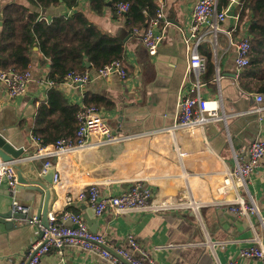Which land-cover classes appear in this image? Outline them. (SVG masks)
I'll list each match as a JSON object with an SVG mask.
<instances>
[{"label": "crops", "instance_id": "obj_1", "mask_svg": "<svg viewBox=\"0 0 264 264\" xmlns=\"http://www.w3.org/2000/svg\"><path fill=\"white\" fill-rule=\"evenodd\" d=\"M199 1L157 0L165 20L156 34L164 35V40L158 55L151 57L140 36L131 30L126 13L118 14L111 5L102 15H96L89 7V0H79L75 9L63 4L42 9L26 0H0L1 15L6 5L17 3L49 23L59 16L83 12L103 33L123 42L122 61L128 73L127 80H122L115 75L98 78L96 72L89 71L93 79L88 85L70 86L63 82L49 87V64L39 47H35L31 65L33 81L28 91L10 98L0 84V132L15 149L24 150L27 163L20 172L29 180L42 172L45 162L29 157H34L38 148L31 139L37 109L49 91L56 88L70 105L80 108L85 107L86 101H105L98 109L113 133L143 135L106 145L102 137L91 136L87 148L54 158L55 203L49 216L59 217L63 212L82 215L92 232L109 241L113 252L126 246L128 237L133 236L156 263L264 264L240 257L242 249L264 246V158L249 178L247 190L235 187L220 194L236 160L245 162L251 143L264 139V96L259 103L257 98L262 95L241 88L242 70L235 63L237 43L250 37L249 23L239 28V20L228 16L221 25L217 48L210 39L200 47L207 64L208 58L214 64L211 80H204L207 67L200 76L201 96L209 102L218 101L222 120L204 128L174 130L181 99L188 95L192 81L196 80L189 73L185 37ZM239 9L240 6L233 9V16L239 15ZM217 75L219 85L213 82ZM182 153L192 156L182 159ZM138 183L152 190L156 202L166 201L177 205L178 210L118 216L110 212L98 218L87 201L79 200V195L91 185H97L103 195L109 196ZM247 192L254 199L258 214L233 213L228 203L233 204L238 197L246 198ZM14 202L25 207L27 218H31L38 214L40 196L26 190L0 189V264L27 261L31 245L39 239L37 227L27 220L5 218L12 212ZM41 264L110 263L97 253L66 248L61 252L53 249Z\"/></svg>", "mask_w": 264, "mask_h": 264}, {"label": "built area", "instance_id": "obj_2", "mask_svg": "<svg viewBox=\"0 0 264 264\" xmlns=\"http://www.w3.org/2000/svg\"><path fill=\"white\" fill-rule=\"evenodd\" d=\"M219 0H202L199 1L192 13V24L189 32L185 37V43L188 49L189 73L196 78L188 92V95L182 97L179 105V113L177 116L174 130H194L204 128L206 125L222 120L219 114L218 101L209 102L201 96L202 82L200 76L205 72L207 60L200 54L201 45L208 41L212 43L214 48L218 45V34L222 31L221 25L229 18L228 13H232L235 20H239L238 16H233V9L239 8L241 0H230L226 10H218ZM129 4H120L117 7L118 14L127 13ZM240 10V9H239ZM165 20L163 11L157 13L156 18L150 23L147 29L143 31L134 30L141 38L142 45L151 57L158 55L164 35L156 34V29L161 22ZM235 63L239 70H243L250 63V37H244L237 45ZM118 76L122 80H127L128 73L123 61H114L104 66L96 73L98 78H110ZM93 79V75L86 71L84 73H70L64 79V84L70 86L88 85ZM33 81L32 71L19 73L14 70L3 71L0 69V84L5 87L6 94L10 98H17L24 95ZM219 85L220 77L217 75L213 81ZM55 82H48L49 87H54ZM258 102L263 101V96H258ZM79 128L77 132L78 142L72 143L65 139L58 140L55 144L49 146H41L40 142L32 136V142L37 145L34 157L31 160H45L42 172L54 168L53 159L59 158L64 154H70L81 151L89 146L88 140L91 136H99L103 138V144H117L132 140L143 134H128L119 136L113 133L109 123L96 107H83L78 115ZM192 155L182 153L181 157L188 158ZM34 158V159H33ZM264 158V139H259L251 143L248 148L247 160L241 162L236 160V165L232 171L228 173L220 194H225L228 189L243 188L247 190V182L249 178L260 168ZM57 179V176L55 177ZM7 188L13 192L18 187V178L8 163L0 162V189ZM70 200V199H69ZM79 200L87 201L94 210L96 217L100 218L106 213H114L116 216L129 213H166L177 211L179 207L168 202H156L154 193L150 188L138 183L126 189L117 195H103L97 185H91L85 192L79 195ZM71 201V200H70ZM226 204L228 202H221ZM229 209L240 216L257 215L258 209L254 203V199L248 194L245 197L235 199ZM12 215H24L29 224L34 225L38 229L39 239L34 242L28 253L27 261L21 264H41L42 259L53 249L60 252L66 248H76L85 252L97 253L110 264H161L156 263L139 245L137 239L129 236L126 246L117 247L114 250L115 255L110 252L109 241L98 233H94L87 226L82 215L73 214L71 212H63L61 216L50 215L49 227L45 228L41 220L37 216L27 218L28 210L19 203L14 202L12 206ZM71 221L76 224V228L69 229L65 223ZM240 257L246 260L261 261L264 263V246L253 245L240 251Z\"/></svg>", "mask_w": 264, "mask_h": 264}, {"label": "trees", "instance_id": "obj_3", "mask_svg": "<svg viewBox=\"0 0 264 264\" xmlns=\"http://www.w3.org/2000/svg\"><path fill=\"white\" fill-rule=\"evenodd\" d=\"M26 1L42 9L60 4L75 9L79 5V0ZM229 3L230 0H219L218 10H226ZM109 4L117 13L118 5L129 4L126 18L131 30L147 29L160 11L157 0H89V7L96 15H102ZM3 15L0 34V69L3 71H30L33 49L39 47L49 64L48 79L61 84L70 73H97L114 61H122L125 56L123 42L103 33L81 11L70 17H56L49 23L41 21L39 14L27 7L13 3L3 8ZM247 23L250 63L242 70L239 84L248 93L264 96V0H241L239 28ZM208 59L204 73L206 81L212 79L214 71V64ZM87 63L91 64L90 69ZM103 102L86 101L85 107L101 108ZM81 109L70 105L56 88L51 89L37 109L33 136L41 146L53 145L61 139L77 143V115Z\"/></svg>", "mask_w": 264, "mask_h": 264}, {"label": "water", "instance_id": "obj_4", "mask_svg": "<svg viewBox=\"0 0 264 264\" xmlns=\"http://www.w3.org/2000/svg\"><path fill=\"white\" fill-rule=\"evenodd\" d=\"M202 1V0H201ZM110 5V4H109ZM228 16L231 17L232 13L229 12ZM3 15L0 14V26H2ZM87 68H90V64L86 65ZM24 150L23 149H15L11 143H9L0 132V161L3 163H8L11 165V168L14 170L17 178H18V187L19 190H26L30 191L31 193H36L40 196L39 202V210L37 217L41 220L42 225L45 228L49 227V214L53 210V206L55 203V196H54V179L56 175V171L52 168L47 170L46 173L41 172L40 174L36 173L33 177L29 180L23 178L22 167L24 166L26 157H24ZM57 216V215H56ZM7 220H16L22 219L20 215H12L9 213L6 217ZM25 218V217H24ZM65 226L69 229L76 228V224L68 221L65 223ZM114 255L115 253L109 249Z\"/></svg>", "mask_w": 264, "mask_h": 264}]
</instances>
